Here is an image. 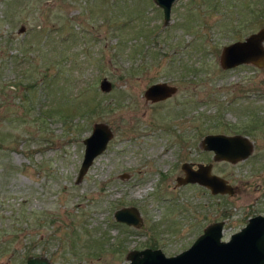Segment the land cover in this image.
<instances>
[{
	"label": "rangeland",
	"instance_id": "rangeland-1",
	"mask_svg": "<svg viewBox=\"0 0 264 264\" xmlns=\"http://www.w3.org/2000/svg\"><path fill=\"white\" fill-rule=\"evenodd\" d=\"M262 26L264 0H174L167 21L154 0H0V264H127L133 248L172 255L212 222L226 239L264 215V65L219 63ZM156 81L177 92L147 100ZM95 122L112 137L77 182ZM208 133L253 151L215 160ZM183 162H210L234 193L177 184ZM123 206L140 225L115 219Z\"/></svg>",
	"mask_w": 264,
	"mask_h": 264
},
{
	"label": "water",
	"instance_id": "water-1",
	"mask_svg": "<svg viewBox=\"0 0 264 264\" xmlns=\"http://www.w3.org/2000/svg\"><path fill=\"white\" fill-rule=\"evenodd\" d=\"M163 10V20L170 18L174 0H154ZM264 26L251 32L243 39L223 45L219 63L223 68H232L251 62L259 67L264 65ZM102 90L111 86L107 78L100 81ZM176 90L167 82H154L144 91V96L152 101L163 99ZM112 137V130L104 122H95L91 133L84 137L83 157L78 168L76 181L82 180L94 158L101 153ZM205 149L214 152L215 160L236 162L247 158L253 151V142L241 133H208L202 138ZM212 164L200 163L196 168L189 162L182 163L183 176H177V183L197 182L210 188L212 193H234V186L226 178L211 172ZM116 220L139 225V211L135 206H123L114 211ZM223 221H215L203 228L187 248L166 255L161 248L132 249L127 253V264H264V215L249 217L245 225L222 240ZM26 264H51L46 256L29 255Z\"/></svg>",
	"mask_w": 264,
	"mask_h": 264
},
{
	"label": "flooded vegetation",
	"instance_id": "flooded-vegetation-1",
	"mask_svg": "<svg viewBox=\"0 0 264 264\" xmlns=\"http://www.w3.org/2000/svg\"><path fill=\"white\" fill-rule=\"evenodd\" d=\"M156 82H158V81H156ZM162 82H166V81H162ZM168 83V82H167ZM150 84H152V83H150ZM149 84V85H150ZM169 84V83H168ZM148 85V86H149ZM171 85V84H170ZM147 86V87H148ZM176 87V90L172 93V94H170L169 96H167V97H165V98H163V99H159V100H157V101H154V102H162V101H165L166 99H168L171 95H173V94H175L176 92H177V86H175ZM146 89V88H145ZM145 91V90H144ZM145 97V96H144ZM146 98V97H145ZM147 99V98H146ZM147 100H150V99H147ZM150 101H152V100H150ZM193 166V165H192ZM181 167H182V164H181ZM194 167V166H193ZM194 168H196V167H194ZM184 175V174H183ZM183 175H180V176H183ZM176 182H177V177H176ZM189 183V182H188ZM178 184V183H177ZM182 184H185V183H182ZM179 185H181V184H179ZM139 211V210H138ZM139 216H140V214H139ZM123 223H126V222H123ZM127 224V223H126ZM141 224V216H140V221H139V225ZM137 226V225H136ZM202 232H203V230H202ZM201 232V233H202ZM236 232V231H235ZM201 233H199V235L201 234ZM232 233H234V232H232ZM231 233V234H232ZM231 234H230V236H229V238H226V239H223L222 238V240H228V239H230V237H231ZM146 247H149V248H159V247H151V246H145V247H143V248H146ZM143 248H133V249H143ZM132 250V249H131ZM183 250V249H182ZM181 250V251H182ZM180 252V251H179ZM178 253V252H177ZM176 254V253H175ZM50 261V260H49ZM51 263V262H50ZM26 264V263H25Z\"/></svg>",
	"mask_w": 264,
	"mask_h": 264
}]
</instances>
